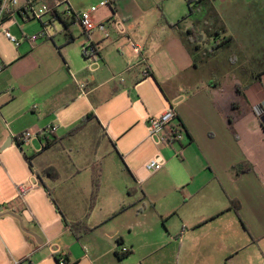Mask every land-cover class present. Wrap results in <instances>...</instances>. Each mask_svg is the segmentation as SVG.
<instances>
[{
  "label": "crops",
  "instance_id": "0c3cea01",
  "mask_svg": "<svg viewBox=\"0 0 264 264\" xmlns=\"http://www.w3.org/2000/svg\"><path fill=\"white\" fill-rule=\"evenodd\" d=\"M68 1L74 11L85 10ZM96 1L111 5L95 16L106 22L109 36L87 37L100 52L95 72L74 71L54 38L51 46L27 41L44 29L49 34L60 22V34L68 37L65 46L74 44L78 24L67 19L66 29L58 11L40 20L19 17L11 27L22 41L16 52L0 42V148L10 140L8 146L20 148L18 138L26 130L58 126L52 138L33 140L28 152L20 148L31 174L40 176L44 203L48 209L49 201L52 210L47 217L38 205L32 212L26 203L29 212L19 218L43 234L26 237L21 252L12 248L22 256L13 260L57 264L54 245L67 253L69 264H264V0H200L192 11L188 0ZM237 7L243 16L236 14ZM119 22L125 33L118 30ZM166 27L182 37L181 50L191 61L186 66L197 78L175 84L156 75L149 61L152 45L144 40ZM116 43L123 47L118 62ZM46 48L54 53L50 59ZM141 62L150 77H142ZM124 90L125 105L114 103L112 115L106 114L104 107ZM79 103L73 121L60 125V113ZM173 104L186 137L159 150L148 139L146 122ZM134 105L144 109L142 119L124 118ZM91 113L94 117L75 132ZM180 148L178 158L174 152ZM159 151L167 163L151 174L145 165ZM95 160L102 163L103 178L97 206L87 218ZM0 164L7 180L17 177L6 162ZM48 167L58 171V179L44 175ZM8 189L0 204L15 197L12 186ZM81 221L89 231L75 232L68 225ZM123 247L129 253H121ZM0 264H11V257L2 255Z\"/></svg>",
  "mask_w": 264,
  "mask_h": 264
},
{
  "label": "rangeland",
  "instance_id": "374dc122",
  "mask_svg": "<svg viewBox=\"0 0 264 264\" xmlns=\"http://www.w3.org/2000/svg\"><path fill=\"white\" fill-rule=\"evenodd\" d=\"M73 1L77 3L80 9H85V10H88L95 3L97 4L96 0H73ZM177 3L179 4V2ZM238 9L240 8L239 7L235 8L236 14L240 13L241 16H243L244 15L243 12L241 10L240 12H238ZM81 11L83 10H78L77 12H81ZM252 19L254 20V22H256L253 24L256 25L258 22L257 21L258 18H256L255 16ZM36 23L38 24V21H35L32 24H36ZM63 29H64L63 25L60 22H56L55 29L54 27L49 28V34L52 37L50 38L46 37V39L44 38L36 43L37 44L47 43L48 46H51L55 42L54 44L57 46V48L63 49L62 50L63 55L66 54V56L69 57L70 62L72 63V66L74 68V71H77L79 69L80 72H84L87 68V62L83 56L82 46L85 43H87V36L85 35L84 31H82L79 25L74 27L73 34L74 37L76 38L75 43L74 44L71 43L69 46L66 47L65 46L66 38L68 40V37H66L64 33L60 34V32L63 31ZM40 32L32 33L31 35L38 34ZM12 34L18 39L16 34L13 33V31ZM96 34L97 36L103 37V35H101V33L99 32H96ZM255 34L257 33L255 32ZM53 38H54V42H53ZM0 42L8 50L12 51V53L16 52L17 47L14 45V43L9 41L2 34H0ZM146 42L152 45L151 46L152 50L149 54V61L156 75H158L159 78L168 77V79H170V82L175 84H178L182 81L192 80L194 78L196 72L191 68H187L186 66L187 63L191 61H189V58L186 56L185 52L181 50L183 41H182V37L179 35L178 32H174L168 27L164 28L163 30H153L149 33V38H146L144 40V43ZM163 44L165 48L161 50H157L158 47H160V45ZM116 45L117 43L114 44L113 51L116 54V59L118 62L121 59L120 54L118 53V49L120 51L122 50L123 47H122V43H119L118 46ZM250 50L252 51L253 48H250ZM44 53L46 54L48 59H50L52 54H54L49 48L44 49ZM111 57L112 55H110V58ZM172 58H174L175 60L172 61L171 60ZM201 72L202 75H205L206 73L205 70H201ZM120 76L121 74L119 75L117 74L115 80L119 82ZM197 76L198 74L196 75V78ZM104 81H105L104 79L100 80V83ZM151 81L155 84V80L153 78H151ZM123 92L124 95H122L121 97H116L117 99H113L116 101H112V103L110 104V108H108L107 106L104 107L106 114L112 115V113L114 112L113 109L114 107H112L114 103L115 105L116 104L120 105L117 108H121L123 104L125 105V103L128 100V93L127 90H124ZM161 97L163 98V100L165 99L162 92H161ZM81 104L82 103H79L78 105L72 106L70 109L61 112L60 115L58 116L60 117V120H57L59 121L58 123H61L60 125L63 124L67 125L68 123L73 121L75 117L74 115L80 108ZM143 110L144 109H142V107L140 110L138 106L134 105L133 109L129 110L124 114V118L130 117L136 120L142 119L144 112ZM6 143L7 142H5V144ZM5 144H3V146H1L0 148V160L2 162H6L12 170L14 169L17 174V177L16 176H14L15 178L11 177L13 176L11 174L10 180L9 179L7 180L5 178V174H4L5 171L3 169V166L0 164V189H2L0 191V195L8 194V190H9L8 188H11L12 186L13 190L15 191V197L11 200L13 201L17 196L15 183L16 184L28 183L29 180L28 178L31 172L28 169L26 162L24 161L25 159L21 153V149L17 146V144L14 143L12 146H8L5 149H3ZM148 144L149 146H151L150 142ZM148 144L146 146L149 148ZM23 150L25 152H28L29 148L24 147ZM45 198H46L45 188L41 186L31 191L28 195H26L25 201L28 204L29 208L32 210V212L35 211V205H38L40 209L44 211L47 217H51L49 210H52L50 209L52 208V205L49 201H46L47 202L46 204H48V209H47L44 203ZM11 201L0 204V213L2 206H4L5 204ZM11 216H15V215L8 214L3 217H0V258L2 255L5 256L6 258L10 256L11 264L12 263L17 264L18 262L16 260H20L22 256H17L16 253L12 250V248L15 249L17 248L18 250L17 249L16 250L21 252L20 250L22 246V241L26 242V237H30L33 238V240H36L38 237L37 235L41 236V234L43 233L39 232L38 227H36L35 225L26 222L23 217L19 218V216L18 217L16 216L15 217L16 219H14V217ZM37 232H39V234H37ZM159 257H156L155 260L158 259Z\"/></svg>",
  "mask_w": 264,
  "mask_h": 264
},
{
  "label": "built area",
  "instance_id": "2783aa9c",
  "mask_svg": "<svg viewBox=\"0 0 264 264\" xmlns=\"http://www.w3.org/2000/svg\"><path fill=\"white\" fill-rule=\"evenodd\" d=\"M196 1V0H190ZM109 1H102L98 5L91 6L88 10L81 12L74 11L68 0H52L49 4L45 0H0V34H3L9 41L19 48L22 41L17 39L11 31L13 25H18L19 17L23 21L29 19H42L48 14L54 15L60 12L64 18L72 20L78 24L83 31L88 35V38L95 32L102 33L105 37L109 36V29L106 22H99L95 19L96 14L100 8H109ZM117 28L120 33H125V26L122 22L117 23ZM49 34L44 29L38 34H33L28 37L29 43H36L39 40L46 39ZM83 56L87 62L86 70L95 72L101 62L100 52L98 47L88 39L87 43L82 46ZM3 67L0 66V73ZM143 75H146L143 73ZM148 78V77H147ZM148 130V139L151 140L159 150L165 148H173L177 144H181L185 139V128L178 120V114L175 109V104L171 105L164 113L159 116H150L146 122ZM58 131L57 125H48L37 132L29 129L23 132L19 137L21 143L20 148H32L33 140L44 137L52 138ZM176 157L182 156V149L174 152ZM167 161L161 151H159L153 158H151L145 165L146 170L151 173L161 171L166 165ZM42 186L40 176L33 172L28 180V183L17 184L16 198L5 204L1 208V213L12 214L16 216H27L28 207L25 201L26 195L31 191ZM52 252L56 258L57 264H69L67 260V253L62 251L58 246L51 245ZM121 253H129V249L123 247Z\"/></svg>",
  "mask_w": 264,
  "mask_h": 264
},
{
  "label": "trees",
  "instance_id": "16d2710c",
  "mask_svg": "<svg viewBox=\"0 0 264 264\" xmlns=\"http://www.w3.org/2000/svg\"><path fill=\"white\" fill-rule=\"evenodd\" d=\"M47 1V3H51L52 0H45ZM200 3V0H196V1H190L188 0V5L191 9V11L194 9L195 6H197L198 4ZM61 19L63 20L64 24H65V28L68 29L69 27V23L67 21L66 18L64 17H61ZM178 26H179V23H176L175 25H171V27L173 29H178ZM85 33V32H84ZM191 33V32H189ZM85 35L88 37V35L85 33ZM201 37V35H199L198 38H194V39H199ZM73 41V38L70 36L69 37V43H71ZM138 66H143L144 69H143V73H145L146 75H143L142 74V77L143 78H147V77H150L151 76V72L149 70V68L146 66V64L144 62H141ZM137 66V67H138ZM94 117V115L91 113V114H88L87 116H85L83 118V120L79 123V125L76 127V129L74 130L75 132L76 131H79L80 129H82L83 127H85L88 122ZM18 145L20 146L21 143L19 141V138H18ZM26 159L27 161L30 163V158L28 156H26ZM243 166H240L239 169H241ZM44 175L49 178V179H58L59 178V173L58 171L54 168V167H48L44 170ZM102 178H103V166H102V163L99 162L98 160H95L92 164V193H91V199H90V207H89V211H88V214H87V218L90 217L94 211V209L96 208L97 206V202H98V198H99V194H100V190H101V183H102ZM49 192V195L50 197L53 199L52 197V194L50 193L49 190H47ZM236 211L238 212V207H236L235 205V208ZM72 230H74L75 232L77 230H80V232H87L89 231V228L87 227V224H86V221H81V222H75V223H69L68 224Z\"/></svg>",
  "mask_w": 264,
  "mask_h": 264
},
{
  "label": "water",
  "instance_id": "95a60500",
  "mask_svg": "<svg viewBox=\"0 0 264 264\" xmlns=\"http://www.w3.org/2000/svg\"><path fill=\"white\" fill-rule=\"evenodd\" d=\"M9 144H11V140H10V142L8 143V145ZM7 144L3 147V149H5L7 146H8ZM5 215H8V214H6V213H1L0 214V217H3V216H5ZM10 215H12V214H10Z\"/></svg>",
  "mask_w": 264,
  "mask_h": 264
},
{
  "label": "bare ground",
  "instance_id": "6f19581e",
  "mask_svg": "<svg viewBox=\"0 0 264 264\" xmlns=\"http://www.w3.org/2000/svg\"><path fill=\"white\" fill-rule=\"evenodd\" d=\"M42 181V180H41Z\"/></svg>",
  "mask_w": 264,
  "mask_h": 264
}]
</instances>
